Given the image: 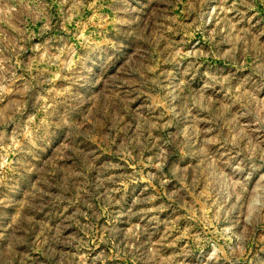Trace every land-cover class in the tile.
<instances>
[{"label": "rangeland", "instance_id": "374dc122", "mask_svg": "<svg viewBox=\"0 0 264 264\" xmlns=\"http://www.w3.org/2000/svg\"><path fill=\"white\" fill-rule=\"evenodd\" d=\"M0 264H264V0H0Z\"/></svg>", "mask_w": 264, "mask_h": 264}]
</instances>
